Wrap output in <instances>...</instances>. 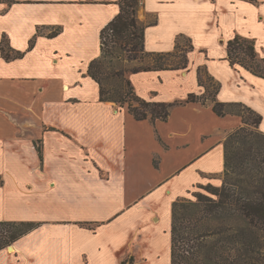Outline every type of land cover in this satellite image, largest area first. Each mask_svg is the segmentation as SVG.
I'll list each match as a JSON object with an SVG mask.
<instances>
[{"label":"crops","instance_id":"1","mask_svg":"<svg viewBox=\"0 0 264 264\" xmlns=\"http://www.w3.org/2000/svg\"><path fill=\"white\" fill-rule=\"evenodd\" d=\"M120 1L0 0V222L40 224L1 250L0 264H171V242L162 256L153 240L171 241L175 201L198 185L222 184L225 141L244 126L241 115L220 117L210 99L188 103V96H203L211 81L218 102L260 114L264 133V79L233 68L227 50L240 36L254 40L264 60V32L236 26L212 57L192 32L206 20L200 5L215 0L143 2L147 52L190 43L185 70L129 76L142 99L174 105L167 121H138L101 102L88 69ZM231 3L256 5L264 31V0ZM3 41L21 56L6 60ZM144 79L150 82L138 87ZM160 225L164 232L152 234Z\"/></svg>","mask_w":264,"mask_h":264},{"label":"trees","instance_id":"2","mask_svg":"<svg viewBox=\"0 0 264 264\" xmlns=\"http://www.w3.org/2000/svg\"><path fill=\"white\" fill-rule=\"evenodd\" d=\"M144 0H121L120 13L101 31V56L93 60L88 75L100 87V101L127 108L138 121H167L173 104L149 102L136 92L129 76L142 72L185 70L186 52L180 46L173 53H149L145 48V26L138 17ZM5 42L3 57L16 59ZM230 65L264 79V60L258 58L254 40L237 36L227 46ZM185 53V54H184ZM181 54L180 64H170ZM139 61L141 66L122 68L112 61ZM118 64V63H117ZM202 86V81L199 79ZM211 99L220 117L238 114L244 126L225 141V175L220 186L198 185L191 197L173 203L171 264H264V133L262 116L244 104H226ZM190 94L187 102H205ZM240 108L235 111L233 108ZM42 159V150L37 147ZM2 182H0L1 186ZM31 222H0V251L38 228ZM134 258L123 264H133Z\"/></svg>","mask_w":264,"mask_h":264},{"label":"rangeland","instance_id":"3","mask_svg":"<svg viewBox=\"0 0 264 264\" xmlns=\"http://www.w3.org/2000/svg\"><path fill=\"white\" fill-rule=\"evenodd\" d=\"M213 2V1H212ZM201 6V11L199 14H201L202 17H205L206 20L199 23V26L195 31H193V40L195 44L198 46L204 47L206 50L209 51V54L212 57H218L223 52L224 44L221 43V39H228L230 38L233 33L235 32V29L243 28V25H245L246 30L245 31H251L255 35H260L264 31H260V23L258 20V13L259 9L256 5L254 7H251L249 5H240L238 10H236L235 6L232 5L231 0H215L213 4L211 2L204 3ZM142 12V7L140 6L138 9V17H140V14ZM222 16V22L219 21L216 16L217 15ZM259 24V27H258ZM237 26V27H236ZM182 45H180L183 49V52L189 50L190 43L182 40ZM185 54V53H184ZM181 54H179L176 58H171L172 61L170 64H180L182 62ZM112 66L116 67H122V68H128L133 66H141V63L139 61L135 62H125L124 59L120 61H112ZM118 63V64H117ZM250 72V71H249ZM252 75H254L252 72H250ZM255 76V75H254ZM154 78L156 81L157 78L155 76L151 77ZM224 79V76H223ZM150 82L148 79L141 80L137 83L139 85L138 87H144L146 83ZM216 85L211 83V81L208 82V85L206 87V93L203 95L206 99H212L214 92H215ZM225 97H230L229 92L225 94ZM242 98L245 97V95H241ZM235 111L240 110V108H233ZM206 185V184H204ZM216 186V185H215ZM196 188L193 190L195 191ZM192 191V192H193ZM187 197H191V194H189ZM186 197V198H187ZM156 223V222H155ZM161 223V222H160ZM158 224V223H157ZM164 226L160 225L156 229L152 231L153 233L164 232ZM165 240L157 241L154 239L153 247L154 249L160 250L158 253L160 255H166L165 252H168L170 250V240L167 235H165ZM164 258V257H163Z\"/></svg>","mask_w":264,"mask_h":264},{"label":"water","instance_id":"4","mask_svg":"<svg viewBox=\"0 0 264 264\" xmlns=\"http://www.w3.org/2000/svg\"><path fill=\"white\" fill-rule=\"evenodd\" d=\"M9 248L11 249V246Z\"/></svg>","mask_w":264,"mask_h":264}]
</instances>
